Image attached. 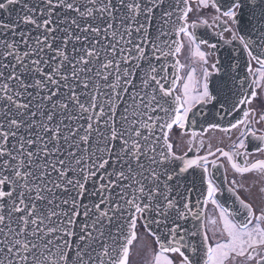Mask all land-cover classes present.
<instances>
[{"label":"snow or ice","instance_id":"snow-or-ice-1","mask_svg":"<svg viewBox=\"0 0 264 264\" xmlns=\"http://www.w3.org/2000/svg\"><path fill=\"white\" fill-rule=\"evenodd\" d=\"M0 264H264V0H0Z\"/></svg>","mask_w":264,"mask_h":264},{"label":"flooded vegetation","instance_id":"flooded-vegetation-1","mask_svg":"<svg viewBox=\"0 0 264 264\" xmlns=\"http://www.w3.org/2000/svg\"><path fill=\"white\" fill-rule=\"evenodd\" d=\"M210 135H212V134H210ZM215 135H216V136H220L221 134L216 133ZM249 179H253V178H252V177H249Z\"/></svg>","mask_w":264,"mask_h":264}]
</instances>
